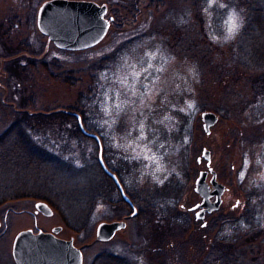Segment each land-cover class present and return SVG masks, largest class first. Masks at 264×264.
Listing matches in <instances>:
<instances>
[{
  "label": "rangeland",
  "instance_id": "obj_1",
  "mask_svg": "<svg viewBox=\"0 0 264 264\" xmlns=\"http://www.w3.org/2000/svg\"><path fill=\"white\" fill-rule=\"evenodd\" d=\"M44 1L0 0V134L19 118L21 106L42 113L72 107L88 84L89 71L103 61L108 69L100 127L106 154L120 165L121 188L129 197L126 189L140 196L174 186L179 199L150 224L135 219L134 201L132 208L102 200L78 231L61 217L65 208L58 211L46 202L53 214L33 216L39 200L10 201L0 207V212L17 211L9 213L8 229L0 237V264H12L18 232H51L55 226L62 227L58 237L80 249L82 264L102 252L130 264H264V91L254 83L260 71L248 61L250 40L241 32V11L227 0H210L204 12L194 9V0H94L108 8L107 34L89 49L66 51L37 28ZM28 3L35 5L32 13L21 10L13 19ZM233 23L237 27L230 32ZM19 60L35 68L28 79L18 77ZM133 70L139 73L135 80ZM29 96L32 105L25 104ZM203 111L218 116L208 134ZM204 148L209 165L201 157ZM209 168L225 186L223 201L197 219L194 181L202 170L210 176ZM12 179V190L6 191L61 193L44 189L41 176L31 171ZM5 195L0 187V198ZM116 220L125 221V228L108 241L97 240V224Z\"/></svg>",
  "mask_w": 264,
  "mask_h": 264
},
{
  "label": "trees",
  "instance_id": "obj_2",
  "mask_svg": "<svg viewBox=\"0 0 264 264\" xmlns=\"http://www.w3.org/2000/svg\"><path fill=\"white\" fill-rule=\"evenodd\" d=\"M110 1L132 4L137 0ZM209 1L194 0V9L200 8L203 12L206 11ZM226 2L242 13L241 32L248 34L250 40L248 61L255 70L260 71L254 83L264 91V1L227 0ZM23 7H26V11L23 12L22 8L17 9L13 19H19L18 14L21 10L22 15H29L35 9V5L31 3ZM15 62L18 77L23 76L21 78L28 79L33 74L35 69L33 65L31 67L24 65L20 60ZM107 69L108 66L103 61L92 67L87 75L88 84L78 93V98L72 107L42 113L21 106L23 111L19 118L0 134V187L5 191L12 190L13 176L29 171L39 174L40 180L46 186L44 189L57 188L61 191L60 195L24 192L25 197L43 200L58 211L65 208L61 211V217L67 226L75 231L84 227L87 216L93 213L99 203L103 202L102 200L127 206L120 192L117 193L112 180L103 175L98 160L101 148L106 166L116 171L119 180H122L120 165L117 166L115 162L116 157L114 155L109 157L106 154L109 149L105 145L106 140L102 138L100 127L102 118L100 101L104 92L103 72ZM24 101L26 105H32L31 96L25 97ZM182 131L184 130L179 131V134ZM126 192L131 202L134 201L138 206L135 219H141L148 224L158 223L164 206L174 207L179 199V188L174 186L140 196L133 195L127 189ZM62 193L68 196L61 198ZM6 199L1 197L0 203ZM242 219L245 221V217ZM91 264H130V262L122 256L102 252L94 257Z\"/></svg>",
  "mask_w": 264,
  "mask_h": 264
},
{
  "label": "water",
  "instance_id": "obj_3",
  "mask_svg": "<svg viewBox=\"0 0 264 264\" xmlns=\"http://www.w3.org/2000/svg\"><path fill=\"white\" fill-rule=\"evenodd\" d=\"M107 6L94 0H46L39 6L36 16L38 30L58 49L79 51L97 45L107 34L110 18H106ZM202 127L206 134L218 121V116L212 111L201 113ZM201 157L209 165L210 152L204 148ZM99 162H104L99 157ZM210 183L206 181L208 171L202 170L194 181V191L201 197V202L193 206L198 208L195 216L203 219L206 212L217 210L222 202L225 186L216 180V173L209 168ZM115 178L123 199L133 204L124 193L115 174ZM209 184L213 189L210 190ZM214 197V200H211ZM36 212L51 216L52 209L45 201L35 202ZM133 216L136 209L133 210ZM125 221L116 220L100 222L96 227V238L99 241L110 240L119 230L125 228ZM61 226H55L51 232L39 230L33 232L26 229L18 232L12 244V257L15 264H82V254L71 239L57 236Z\"/></svg>",
  "mask_w": 264,
  "mask_h": 264
},
{
  "label": "flooded vegetation",
  "instance_id": "obj_4",
  "mask_svg": "<svg viewBox=\"0 0 264 264\" xmlns=\"http://www.w3.org/2000/svg\"><path fill=\"white\" fill-rule=\"evenodd\" d=\"M99 157H101L102 160H103V152H102L101 148H100L99 153H98V160H99ZM103 162H104V161H103ZM101 168H102L103 175L106 176V177H108L110 180H112V182H113L115 188L120 192L121 197L123 198V196H122V192H121V190H120V188H119V186H118V184H117L115 178L112 176V174H115V176H116V178L118 179V181H120L119 178H118V176H117L116 171H114V170L111 169V168H108V167L106 166L105 162H104V166L101 165ZM208 175H209V174H208ZM208 175H207V177H206V181H207L208 183H210L209 180H210V178H211V175H210V176H208ZM209 186H210V190H212V189H213L212 185L209 184ZM5 192L8 194V195H5L7 199H6V201H3V203H0V207H1L2 205H4L5 203L10 202V201H18V203H20L22 200L25 199V195H24V193H23L22 191H20V190H13V191H10V192H9V191H5ZM223 194H224V193H223ZM222 196H223V195H222ZM10 199H11V200H10ZM123 200H124V199H123ZM211 200H214V197H211ZM222 201H223V200H222ZM124 202H125L126 204H128L130 207H132V205H131L130 203L126 202L125 200H124ZM200 202H201V198L199 197V201L196 202V204H198V203H200ZM221 203H222V202H221ZM196 204H195V205H196ZM34 207H35V204H34ZM132 208H133V207H132ZM11 212H17V211H13V209H12L11 207H8V208H6L5 210H3V211L0 212V218H2V224H3V229H2V231L0 232V237L3 236V234H5L6 231H7V229H8L9 213H11ZM38 213H39V212H36V209H35V211H34L32 214H33V216H36ZM0 222H1V219H0ZM27 229H31V228H27ZM32 230H33V232H37V231H39L40 229H32ZM51 231H52V228H51ZM45 232H50V231H45ZM11 254H12V248H11ZM12 264H15V261H14L13 257H12Z\"/></svg>",
  "mask_w": 264,
  "mask_h": 264
},
{
  "label": "snow or ice",
  "instance_id": "obj_5",
  "mask_svg": "<svg viewBox=\"0 0 264 264\" xmlns=\"http://www.w3.org/2000/svg\"><path fill=\"white\" fill-rule=\"evenodd\" d=\"M236 27H237V25H236L235 23H233L232 26H231V28H230V32H231V31H234ZM145 71H146V70H145ZM131 75L133 76V79L135 80V79L139 76V73L136 72L135 70H133V71L131 72ZM133 87H134V86H133ZM118 107H119V106H118ZM241 176L243 177V173H241Z\"/></svg>",
  "mask_w": 264,
  "mask_h": 264
}]
</instances>
